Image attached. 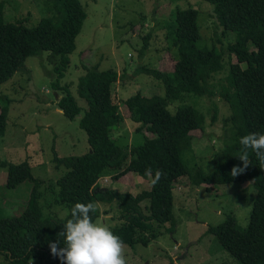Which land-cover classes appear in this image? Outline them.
Returning <instances> with one entry per match:
<instances>
[{"label":"trees","instance_id":"trees-1","mask_svg":"<svg viewBox=\"0 0 264 264\" xmlns=\"http://www.w3.org/2000/svg\"><path fill=\"white\" fill-rule=\"evenodd\" d=\"M203 1L215 6L219 27L225 33L236 34V39L227 47L225 56L216 47L202 44L200 13L196 8L175 9L166 28V38L176 51L173 71L144 70L162 82L164 97L160 103L164 108L174 102L182 103L175 105L174 114L169 115L165 133L152 139L144 137L142 144L133 146L130 153L124 155L123 145L112 138L124 123L112 92L118 80L117 72L113 69L101 71L94 66L87 68L85 76L80 78L78 95L88 106L80 120V128L88 137L89 153L66 159L55 156L54 159L56 168L64 171L57 181V202L69 210L65 219L43 218L42 182L33 176L28 164L0 162L1 167L7 168L8 188H17L24 181L34 183L30 202L23 213L6 216L0 210V252L9 264H61V260L51 254L49 242L61 239L63 246L57 234L71 218V208L77 202H93L92 196L101 176L111 172L110 179L115 182L132 172L131 166L144 179L151 178L146 175V169H151L153 175L159 169L165 175L150 191L136 196L100 190L104 198L114 200L128 215L122 225L111 228L126 245L133 247L142 243L148 246L156 237V227L174 223L172 189L181 178H188L194 186L211 187L251 182L256 196L248 226L242 229L234 216H228L218 226H211L207 233L217 236L221 246L243 264H264V169L249 149V167L241 174L231 175L234 166H243L238 158L242 154L240 138L252 132L264 133V0ZM54 7L57 16L44 18L33 28L7 23L0 18V85L12 79L28 58L43 52L60 56L55 71L59 80L63 78L87 15L80 0H54ZM223 72L225 77L219 82V95L231 111L226 121L231 125V139L226 143L218 169L205 175L195 164L186 161L194 141L192 134L205 132L206 117L197 110L196 100L217 96L218 86L213 81ZM54 87L63 91L58 109L64 117L70 121L80 117L82 109L69 88L62 87L59 81ZM187 97L190 104L185 103ZM125 104L130 121L139 125L137 132L148 128L140 97H129ZM8 116V104L0 103L1 138L7 131ZM97 216V212L93 214L94 221Z\"/></svg>","mask_w":264,"mask_h":264},{"label":"rangeland","instance_id":"rangeland-1","mask_svg":"<svg viewBox=\"0 0 264 264\" xmlns=\"http://www.w3.org/2000/svg\"><path fill=\"white\" fill-rule=\"evenodd\" d=\"M80 1L87 18L63 78L59 80L55 71L60 56L43 52L28 58L12 79L0 85V103L8 104L9 108L7 131L0 137V162L26 163L31 167L33 176L42 182L43 218L65 219L69 215L68 208L57 202V181L64 171L56 168L55 156L66 159L89 153L88 137L80 128L88 106L78 95V84L87 68L98 66L101 71L113 69L118 74L112 92L124 123L112 138L123 145L126 155L133 146L142 144L144 137L152 139L165 133L169 115L174 114L175 105L182 104L174 102L164 108L160 103L164 97L162 82L144 71H173L176 51L166 38V28L175 9L196 8L200 13L202 44L216 47L225 56L227 47L236 39V34L225 33L219 27L215 6L203 0ZM54 16H57L54 0H0V18L7 23L33 28L42 19ZM224 77L225 72L213 81L218 86L215 98L193 97L199 99L197 110L205 115L206 124L205 132L192 134L194 141L186 161L195 164L205 175L218 169L226 143L231 139V125L226 124L231 111L219 95V82ZM58 81L62 87L69 88L82 109L81 116L74 121L65 118L58 109L63 96V91L54 87ZM132 96L140 97L147 114L149 127L141 133L137 132L139 125L130 121L125 104ZM190 101L187 97L185 103ZM131 169L120 182L110 179L111 172L99 178L92 196L97 205L96 223L114 228L127 221L128 216L118 203L104 198L100 190L134 196L151 190V178L141 177L134 166ZM6 178L7 168L0 166V210L6 216H19L30 202L34 183L24 181L10 189ZM172 195L174 223L156 227V237L148 246L126 245L128 264H243L221 246L217 236L207 232L228 216H234L240 228L248 226L256 196L253 183L194 186L183 177L173 186ZM0 264H9L1 252Z\"/></svg>","mask_w":264,"mask_h":264},{"label":"clouds","instance_id":"clouds-1","mask_svg":"<svg viewBox=\"0 0 264 264\" xmlns=\"http://www.w3.org/2000/svg\"><path fill=\"white\" fill-rule=\"evenodd\" d=\"M242 154L238 157L243 166H234L231 175L243 173L251 164L248 150L255 153L256 159L264 169V133L252 132L240 138ZM155 187L164 177V172L157 169L153 175L146 169ZM97 205L93 202H77L71 208V218L63 224L62 238L49 242L51 254L61 260V264H128L126 244L108 224H98L93 220Z\"/></svg>","mask_w":264,"mask_h":264},{"label":"crops","instance_id":"crops-1","mask_svg":"<svg viewBox=\"0 0 264 264\" xmlns=\"http://www.w3.org/2000/svg\"><path fill=\"white\" fill-rule=\"evenodd\" d=\"M126 177V176H125ZM125 177H123V178H125ZM147 180V179H146ZM117 182H120V179L117 181Z\"/></svg>","mask_w":264,"mask_h":264}]
</instances>
